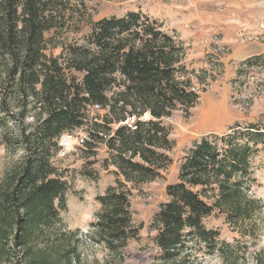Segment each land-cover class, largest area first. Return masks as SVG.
Here are the masks:
<instances>
[{
	"label": "trees",
	"instance_id": "16d2710c",
	"mask_svg": "<svg viewBox=\"0 0 264 264\" xmlns=\"http://www.w3.org/2000/svg\"><path fill=\"white\" fill-rule=\"evenodd\" d=\"M185 56L176 32L141 11L94 20L71 0H0V121L9 128V119L18 117L24 151L0 178V263L15 253L25 264L77 262L81 230L63 222L69 186L53 158L62 135L85 127L83 145L97 154L105 143L103 164L116 174L96 197L100 209L86 236L108 251L104 264H124L129 241L141 229L133 191L161 177L172 162L167 152L174 141L163 119L177 110L189 113L206 88L196 86V79H206L186 65ZM30 113L35 121L26 123ZM234 131L196 142L179 181L167 185L169 199L151 222L156 235L150 264H190L201 251L232 264L235 245L204 219L218 210L246 235V223L264 204L250 193V160L254 146L264 145V127ZM84 174L97 178L90 169ZM254 259L264 264V247Z\"/></svg>",
	"mask_w": 264,
	"mask_h": 264
},
{
	"label": "rangeland",
	"instance_id": "374dc122",
	"mask_svg": "<svg viewBox=\"0 0 264 264\" xmlns=\"http://www.w3.org/2000/svg\"><path fill=\"white\" fill-rule=\"evenodd\" d=\"M83 4L94 20L104 17L123 16L131 11H141L163 23L164 29L175 31L185 49V63L190 69L199 72L206 82L195 80L201 91L198 103L189 113L177 110L165 117L163 123L170 128V138L174 146L167 153L172 162L162 170V176L142 184L133 191L131 206L134 221L141 225L137 239L129 241L124 264H150L156 231L151 222L162 203L169 199L167 185L179 181L182 163L194 144L204 137L244 131L247 126L257 124L264 127V58H250L244 64L241 57L248 54L250 45L260 41L261 32L249 25L253 12V0H71ZM263 19V18H262ZM260 19L257 25L260 26ZM89 27H83L87 32ZM82 33L77 35L80 38ZM240 48H245L239 53ZM61 48L51 52L58 55ZM213 77L215 79L213 80ZM21 101L19 102L20 105ZM17 106L13 108L17 111ZM101 109L99 108V111ZM35 120L30 113L26 123ZM18 117L9 119V128L0 121V178L14 166L24 151L16 132L21 126ZM232 128V129H231ZM67 134V133H65ZM65 154L59 151L53 158L54 164L64 173L68 183L67 207L60 210L67 229L80 231V242L75 264H104L108 251L102 245L90 240L89 224L100 209L97 195L104 194L107 187L115 183V168H105L103 160L109 156L105 143L91 154L83 145L87 138L85 127L77 128ZM246 142L247 139H238ZM253 171V185L250 193L262 198L264 203V145L254 146L250 160ZM97 173V178L84 174V170ZM207 227L220 231L221 239L235 245L232 264H255V253L264 247V204L262 212L246 224L249 234L243 235L230 225L223 213L215 210L204 219ZM198 257L190 264H224L220 256L198 252ZM18 254L0 264H25ZM64 256H62L63 258ZM64 260V259H63ZM150 261V263H149Z\"/></svg>",
	"mask_w": 264,
	"mask_h": 264
},
{
	"label": "crops",
	"instance_id": "0c3cea01",
	"mask_svg": "<svg viewBox=\"0 0 264 264\" xmlns=\"http://www.w3.org/2000/svg\"><path fill=\"white\" fill-rule=\"evenodd\" d=\"M253 12L252 17H250L249 25L256 32H261V36H259L260 41L254 42L253 45H250L248 50V54L241 57V60L245 58H249L252 56L263 55L264 56V29L257 25V22L264 18V0H253ZM245 48H240L239 53H242Z\"/></svg>",
	"mask_w": 264,
	"mask_h": 264
},
{
	"label": "built area",
	"instance_id": "2783aa9c",
	"mask_svg": "<svg viewBox=\"0 0 264 264\" xmlns=\"http://www.w3.org/2000/svg\"><path fill=\"white\" fill-rule=\"evenodd\" d=\"M260 27L264 29V18L262 19L260 23ZM96 108H99V105H96ZM71 139H72V135L68 133L61 136L59 140V145L61 146V152L63 154H65L66 151L68 150V146L71 144Z\"/></svg>",
	"mask_w": 264,
	"mask_h": 264
}]
</instances>
